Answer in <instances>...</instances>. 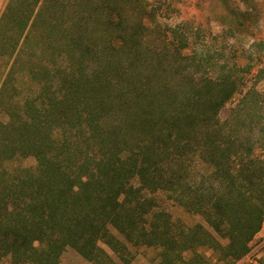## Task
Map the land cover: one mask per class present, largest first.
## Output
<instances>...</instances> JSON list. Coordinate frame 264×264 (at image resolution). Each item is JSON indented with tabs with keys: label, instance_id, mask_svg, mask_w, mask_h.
I'll return each instance as SVG.
<instances>
[{
	"label": "trees",
	"instance_id": "1",
	"mask_svg": "<svg viewBox=\"0 0 264 264\" xmlns=\"http://www.w3.org/2000/svg\"><path fill=\"white\" fill-rule=\"evenodd\" d=\"M156 10L148 0L8 1L1 260L61 264L72 248L91 264H128L130 247L146 246L160 249L157 264H215L199 249L229 262L250 252L264 224V92H244L250 72L238 63L208 65ZM249 21L231 10L223 19L247 36ZM255 44L260 82L264 40ZM26 157L34 168L11 164ZM158 193L205 224L172 220Z\"/></svg>",
	"mask_w": 264,
	"mask_h": 264
},
{
	"label": "rangeland",
	"instance_id": "2",
	"mask_svg": "<svg viewBox=\"0 0 264 264\" xmlns=\"http://www.w3.org/2000/svg\"><path fill=\"white\" fill-rule=\"evenodd\" d=\"M9 0H0V16ZM226 1V0H225ZM150 7L156 10V16L163 24L162 30L169 32L170 28L184 32L191 37V52L201 56L213 57L208 65L220 64L227 61L230 64L238 63L249 71L246 76L247 87L244 92L253 96L256 92H264V80L257 82L255 75L261 67L259 55L262 53L260 47L255 43L264 40V0H228L226 4L220 0H148ZM231 11L250 21L249 33L242 29L232 30L224 24L225 19ZM255 44V45H254ZM245 73V72H244ZM257 82V83H256ZM254 85V87H252ZM241 94L230 101L220 112L222 119L227 118L233 106L237 103ZM159 135L154 137L156 145ZM13 166L32 167L36 166L33 157L19 158ZM156 197L166 211L171 215L172 220L185 225L193 226L197 223L205 224L204 219L197 214L188 213L178 204L167 199L163 193L156 194ZM223 243L226 241L222 240ZM251 250L238 261L218 260V253L209 249H199L200 252L210 256L215 264H264V224L262 230L257 234L250 244ZM131 261L128 264H157L160 259V249L157 247H130ZM120 263L121 260L115 256ZM11 258L7 256L0 259V264H10ZM61 264H91L82 258L75 250L68 248L61 257Z\"/></svg>",
	"mask_w": 264,
	"mask_h": 264
}]
</instances>
